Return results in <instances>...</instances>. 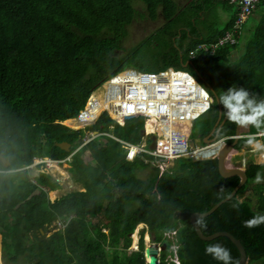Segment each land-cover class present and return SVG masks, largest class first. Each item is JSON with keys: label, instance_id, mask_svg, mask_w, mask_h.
<instances>
[{"label": "trees", "instance_id": "obj_1", "mask_svg": "<svg viewBox=\"0 0 264 264\" xmlns=\"http://www.w3.org/2000/svg\"><path fill=\"white\" fill-rule=\"evenodd\" d=\"M134 1L144 4L149 17L162 16L166 21L163 28L168 26V18L172 19L176 28L168 33L170 42L172 36L180 34V44L186 46L180 56V50L172 45L176 66L163 68L190 72L203 87L208 84L205 88L212 97L233 84L264 96V7L257 14L261 16L244 50L233 55L231 50L239 45L242 26L239 36L233 35L236 42L216 47L209 42L218 41L231 29L239 1L0 0V154L9 160L7 167L0 161L3 264H22L20 257L23 264H146L145 231L152 242L166 244L160 264H175L165 260L173 255L171 245L177 246L180 264H220L204 253L206 244L217 242L229 248L234 259L240 258L228 237L202 240L189 220L193 212L209 210L240 181L238 175L221 176L215 158L180 157L161 172L151 156L148 176L141 180L137 171L146 165L142 155L127 161L120 142L100 136L87 145L92 150L89 161L82 158L86 145L70 160V173L84 191H68L52 203L43 189L57 185L50 174L30 176L28 166L35 155L61 160L78 147L83 129L65 125L82 127L87 123L75 119L63 125L60 121L76 116L98 83L125 68L126 59L113 54L121 43L114 40L110 47L101 45L99 34H104V42L112 41L107 39L113 31L110 27L126 25L127 18L136 12ZM260 3L264 5V0L255 3L249 16ZM232 5L236 9L222 28L207 25L205 31L201 25L204 32L200 30L199 23L206 21L204 15L215 7L227 9ZM191 50H195L193 57ZM217 118L214 105L194 122L193 134L203 139ZM100 121L113 125L115 136L132 142L140 139V118H131L121 126L103 114ZM234 131L235 125L225 121L219 136ZM256 131L251 126L247 134ZM245 138L237 140L236 149H250ZM62 141L70 143L69 152L56 145ZM245 173L247 179L234 196L196 222H207V228L201 230L205 235L221 230L231 233L241 241L248 264H253L264 260V224L248 229L242 221L264 215V164L248 159ZM257 173L262 177L260 183L255 182ZM249 189L251 196H245ZM238 201L242 203L237 211L232 206ZM70 213L74 217L63 230L46 236L54 219ZM139 223L145 225L140 230L139 248L128 251L131 234ZM167 231H175L173 239L164 237Z\"/></svg>", "mask_w": 264, "mask_h": 264}, {"label": "rangeland", "instance_id": "obj_2", "mask_svg": "<svg viewBox=\"0 0 264 264\" xmlns=\"http://www.w3.org/2000/svg\"><path fill=\"white\" fill-rule=\"evenodd\" d=\"M178 1L185 2V0H178ZM133 5L136 8V12H135V14L131 15V18L129 15H127V16H129L127 19H130V20L124 22V23H126L125 26L110 27L113 31L107 37V39L109 37H111L112 41L104 42V34L103 33L99 34V38H100V40H102L101 45H104L106 47H110L115 42L117 44L121 43V46L118 47L113 52V54H115L116 56H119L121 58L126 59V63L128 65L126 64L125 68L129 67V68H136L139 70L148 71V70H158V69L160 70L167 65H171V66L175 67L176 65L173 63V50L174 49H173L172 45L174 47H177L178 50H180V52H179L180 56H181V52L185 51L186 46L183 44H180L181 43L180 42L181 40L179 39L180 34L172 36L171 37L172 42H170V40L168 38V36H169L168 33H170L173 30V26L175 27V24L172 23V19L168 18V21H167L168 26L166 28H163L166 21H164L161 18L162 16L160 17V19H158V18L155 19V18L149 17L148 13L146 12L144 4L140 1H134ZM263 7H264V5L260 3L258 5L257 9L255 10V14L249 16L247 18L246 22L243 24V27H242L243 30H242V33L239 37L240 38L239 39V45L235 46L231 50V53L233 55H236L238 52L241 53L244 50L246 43H247L248 39L250 38L252 31H253L259 17L261 16V15L258 16L257 14L259 13V11ZM235 9H236V7L234 5L229 6L227 9H223V7H215L208 14H206V16L204 15L202 17V19L203 20L206 19V21L204 24L199 23L198 27H200V30L202 32H204V31L202 30L201 25H202V27L205 28V31H206V29L208 30L207 25H210V26L212 25L214 27L222 28L224 26L225 22L232 16ZM210 28L211 27H209V29ZM114 40H115V42H113ZM105 57H106V55H103L101 57L102 60H104ZM138 65H141V66L139 67ZM193 66H196V65H193ZM89 72H92L91 68H89ZM113 75L104 78L102 80V82L98 83L91 90L90 94L88 95V97L85 101L83 108L78 111L76 116L69 117L66 119V121L73 122L75 120V118L78 119L80 116H82V117H86L87 121L89 122L87 125L82 126L84 128H81L84 131V136L82 137V140L79 143L78 147H76L72 152H70L67 156H65L66 159H67V157L71 158L75 152H77L80 148L84 147V145H86L92 138H96V137H100V136H109L113 139H118V140H121L123 142H129V141H127L121 137L113 135V133H112L113 132V125H108V124H105V122H101L100 117H101V115L105 114L110 119H113L116 123H118L121 126H123L125 124V122L127 120H129V118H125V119L116 118V114L113 112L112 108L104 107V106H100V105H96L94 107V110H93L94 112H93L92 116L90 113H87L85 111L86 107L89 104H91V102H90L91 96L102 97V93L104 90L103 87L105 86L106 79L112 77ZM204 85H205V87L208 86L207 83H204ZM134 118H140L142 120V127H141L142 142L141 143L144 144L146 149L153 151L155 149V144H156V141L158 140V136H159V138H161V136L163 135L162 134L163 132L158 131V129L153 125L152 119H150V118H148L146 120L144 118V116H142V115H136V116H134ZM66 121L63 120L60 122L65 123ZM92 125H97L98 128L92 129L91 128ZM66 126H68V125H66ZM145 129L147 130L148 134L145 133ZM155 133H157L158 136ZM150 134L155 135L154 144H153V139H151L149 137ZM251 134H254V133H251ZM246 135H248V134H246ZM228 136H231V135H228ZM219 137L220 136L218 134L217 138H219ZM246 137H248V136H246ZM197 138L198 137L193 133L191 134V131H190L189 139H190V143L192 145L198 146L197 144L199 142H198ZM231 139L234 140L235 138H231ZM262 139L264 140V137ZM202 140L200 141L201 144L203 143ZM215 140H213V141H215ZM228 140H230V139H228ZM227 141L222 146V148L227 144ZM83 142L85 144H83ZM212 142H210V143H212ZM134 144H137V143H134ZM121 145H122V148L125 150V159H127V160L132 159L133 157H135L138 154H142L145 156L142 159L144 160L146 165L144 166L143 169H141V170L138 169L137 175H138V178H143L145 176H148V173L150 171V166H149L147 161L151 160L150 157L154 156V155H152L149 152H139V153H136L132 158H130V157H128V148L126 147V144L121 143ZM202 145L204 146V144H202ZM70 147H71V145L69 143L68 149H64V150L66 152H69ZM157 148H158V145H156V149ZM220 150L216 153V155H209V157L204 158V159H212L213 156L215 159H217ZM207 152H208V149H207ZM239 153H241V151H239L238 154H236V148L232 149L231 152H229L228 159L226 161L229 166H236L237 164L240 163L239 162L240 161ZM82 158L86 162L91 159V156L89 155V152L87 150L82 153ZM259 160L261 161V159H259ZM63 161H66V160L64 159ZM8 162H9V160H8ZM173 162H174V160H167V161H164V163L162 165L164 167L168 168V167L173 165ZM261 162L264 164L263 161H261ZM49 164H52V165H49ZM57 164L58 163L54 162L53 159H51V158H39L36 155L35 156V165H36V168L38 170L34 169L33 164L28 166V169L30 170V176L31 177H33L36 172L39 173V172H41V170L43 168H46L50 171V174H52V177L55 181L63 183L66 180H69L68 182H66L67 184H64L65 186L63 188H60L58 190L55 189L53 191H51V190L48 191V197L52 200H54L55 197L59 195V193L62 194L68 190L70 191L72 189L78 188V185H76L75 183H73L70 180L69 173H68L67 168H66V166H68L67 162H66V164L64 162L61 163L63 166H64V164L66 166H64V169L62 170V172H60V174H58L56 172V169H58L59 166H61V165H60V163L58 165ZM8 165H9V163H8ZM2 166H3V164H2ZM15 170H18V169H11L10 171H15ZM158 170H159V168H158ZM33 171H35V172H33ZM45 189H49V188L45 186ZM263 191H264V186H263ZM245 196H251V189H249L245 192ZM143 227H145V225L140 223L134 229L133 233L131 234V246H130L128 251L138 250L139 240L141 237V231L140 230ZM168 233H170V232H168ZM46 236H48V234H46ZM167 238L170 240L173 239L174 234L167 236ZM143 241H144V248L146 245H148L150 243H154L150 240V235L146 231L143 234ZM156 244L160 248L161 244L160 243H156ZM160 250H159V253H160V256L162 257V254H161L162 250H161V252H160ZM3 251H4V245L1 243V246H0V264H3V260L1 259ZM167 258H170V255H168ZM19 261L22 264L25 263V261L22 257H20ZM145 262H146V259H145ZM253 264H264V260L256 261Z\"/></svg>", "mask_w": 264, "mask_h": 264}, {"label": "built area", "instance_id": "obj_3", "mask_svg": "<svg viewBox=\"0 0 264 264\" xmlns=\"http://www.w3.org/2000/svg\"><path fill=\"white\" fill-rule=\"evenodd\" d=\"M232 1H239L240 4L237 17L231 29L228 32L225 31L224 36L216 42H209L214 47L227 41H234L233 33L235 31L238 33L240 23L251 14L252 8L258 2V0ZM199 47H205V45H199ZM189 55L193 57L195 50H191ZM103 89L102 97L91 96V104L85 109L91 116L96 105L110 107L116 114V118L131 119L136 115H142L146 120L152 119L153 125L158 131L163 132L161 138L155 133L158 140L153 151L146 149L141 142L134 144L119 140L122 144H126L130 158L139 152H149L154 157L164 160L180 157L207 158L209 155H216L228 139L244 136V134L220 136L201 148L191 145L189 139L191 127L196 119L211 109L213 97L190 72L184 69L166 67L157 71H144L127 67L106 79ZM77 120L89 123L86 117L80 116ZM261 132L247 136H262ZM145 133L148 134L146 129ZM156 145H158L157 149ZM211 148H215L214 152L206 154L205 151ZM259 159L264 162V151L259 153ZM53 161L60 163L61 166L56 169V172L60 174L64 169L61 162L64 161ZM160 168L162 169L161 165ZM168 232L164 233L166 238L171 234L175 235V231ZM170 249L173 255H170V258H165L166 263L179 264L176 257L177 246L171 245ZM159 263L160 260H158Z\"/></svg>", "mask_w": 264, "mask_h": 264}, {"label": "clouds", "instance_id": "obj_4", "mask_svg": "<svg viewBox=\"0 0 264 264\" xmlns=\"http://www.w3.org/2000/svg\"><path fill=\"white\" fill-rule=\"evenodd\" d=\"M216 102L222 105L223 111L221 114L229 123L241 128L252 126L258 130L264 129V96L259 93L233 84L216 97ZM261 135H264V132H261ZM245 139L255 150L264 148V144L260 143L255 135L248 136ZM261 181L262 177L260 173H257L255 182L260 183ZM240 203L242 202L238 201L232 207L238 211ZM261 224H264V215L260 214L242 221V226L248 229L259 227ZM197 225L201 230L207 228V222L202 219L197 221ZM204 253L211 256L213 260L220 262V264H239V260L232 257L231 250L219 242L206 244Z\"/></svg>", "mask_w": 264, "mask_h": 264}, {"label": "water", "instance_id": "obj_5", "mask_svg": "<svg viewBox=\"0 0 264 264\" xmlns=\"http://www.w3.org/2000/svg\"><path fill=\"white\" fill-rule=\"evenodd\" d=\"M224 121H225L224 118H222V120H221V114H220L218 117V120L214 124L210 133L203 139V141L204 142H211V141L215 140L218 137V134L220 132V129H221ZM238 131H241V127L237 126L236 132L239 134ZM149 137L151 139H153V144H154L155 135L150 134ZM236 142H237L236 138L232 142H227V144L220 150L218 157H217V162H218V170H219V173L221 174V176L229 177L232 175H238L240 177L239 183L233 188V190L226 197H224L223 199H221L220 201L215 203L209 210H207L205 212H193L190 215L189 220H190V223L192 224V226L194 227L196 234L202 240H211V239L218 237V236L228 237L234 243V245L236 246V248L239 251V254H240L239 264H248L245 249H244V247H243V245L239 239H237L231 233L224 231V230L216 231L210 235H205L201 231V229L198 227L197 222H196L197 218H201V217H204V216L211 214L218 206H220L222 203H224L225 201H227L231 197H233L234 194L236 193V191L245 183V181L247 179L245 169L243 167H241V165L228 167L227 163H226L228 154L234 148ZM56 145H58L59 147H61L63 149H68V147H69V143H67V142H58V143H56ZM0 161L2 162L3 166H5V167L9 163L8 159H6L1 154H0ZM165 247H166L165 243H162L160 245V248L157 246L156 243H150V244L146 245L144 248V257L146 259V264H158L159 250L160 249L164 250Z\"/></svg>", "mask_w": 264, "mask_h": 264}, {"label": "crops", "instance_id": "obj_6", "mask_svg": "<svg viewBox=\"0 0 264 264\" xmlns=\"http://www.w3.org/2000/svg\"><path fill=\"white\" fill-rule=\"evenodd\" d=\"M249 16V15H248ZM246 20H247V18H245L241 23H240V26H242L243 27V24L246 22ZM239 26V27H240ZM229 30V29H228ZM228 30H226V32H228ZM226 32H223L222 34H224V33H226ZM242 33V29H240V33L239 34H241ZM221 34V35H222ZM239 34L235 31L234 33H233V35H235V36H239ZM225 35V34H224ZM232 39L234 40V42H236V40L232 37ZM214 98H213V104H212V107L215 105L216 107H217V111H218V117H219V115L221 114V112L223 111L222 110V106L219 104V103H217L216 102V95H214L213 96ZM222 118H223V116H222V114H221V120H222ZM197 120V119H196ZM195 120V121H196ZM217 120H218V118H217ZM216 120V121H217ZM66 121V120H65ZM194 121V122H195ZM226 121V120H225ZM224 121V122H225ZM216 123V122H215ZM194 124V123H193ZM224 124V123H223ZM63 125H64V123H63ZM66 126V125H65ZM67 127H69L70 129H73V130H79V129H81V128H84V127H77V126H72V125H68ZM236 125H235V131H234V135H236V134H238L237 132H236ZM250 127L251 126H249V127H247V128H241V131H238L239 132V134L241 135H243L244 134V136H240V137H238L237 138V140L239 139V138H244V137H246L247 135V133L249 132V130H250ZM192 128H193V125H192V127H191V134L193 133V130H192ZM213 128V127H212ZM211 131V130H210ZM261 131H264V129H257V131L255 132V134L256 133H259V132H261ZM210 133V132H209ZM208 133V134H209ZM142 133H141V129H140V139L138 140V141H136V142H132V141H130V140H128V139H126V138H123V139H125V140H127V141H129L130 143H139V142H142V135H141ZM233 134H231V135H233ZM196 135V134H195ZM197 136V135H196ZM199 139H201L202 140V138L201 137H199V136H197ZM257 137V140L260 142V143H262V144H264V140L262 139L263 137H264V135H262V136H256ZM205 138V137H204ZM260 138V139H259ZM92 140H95V138H92L89 142H91ZM114 140H116V141H118V142H120L118 139H114ZM234 141V140H233ZM62 142H66V141H62ZM89 142L86 144V147H85V150L84 151H88L89 152V155H91L92 154V150H91V148L89 147V146H87L88 144H89ZM202 144H208V143H210V142H204L203 140H202ZM212 142V141H211ZM121 143V142H120ZM83 144H85L84 142H83ZM148 144V143H147ZM151 145V144H150ZM192 145V144H191ZM85 146V145H84ZM193 147H197V146H194V145H192ZM121 147H122V145H121ZM61 148V147H60ZM83 148V147H82ZM61 149H63V148H61ZM233 149H235V146H234V148ZM64 150V149H63ZM65 151V150H64ZM239 151H241V153H239V158H240V163L239 164H237V165H241V167H243L244 169H245V162L248 160V159H253L254 160V162H256V163H258V164H263L260 160H259V153L260 152H263L264 150H263V148L262 149H259V150H255L252 146H250V149H248V150H244V149H236V154H238V152ZM140 155H142V154H138V155H136L135 157H133L132 159H129V160H127V161H132L134 158H136V157H138V156H140ZM241 155V156H240ZM36 156V155H35ZM35 156H34V162L32 163L33 164V166H34V169L36 168V165H35ZM39 158H49L48 156H40V155H37ZM143 157H145L144 155H142V158ZM154 157V156H153ZM52 158V157H51ZM156 159H153V165L154 166H156V167H158L159 168V170L162 172L164 169H166L167 167H164L162 164L164 163V161H167V160H164V159H162V158H159V157H155ZM213 158H214V156H213ZM66 160V161H64V163L66 164V162H67V164H68V166H66L65 164H64V166H66V168H67V171H68V173H69V177H70V180L73 182V183H75L76 185H78V183L77 182H75L74 181V179H73V177H72V175H71V173H70V166H71V164H70V160H71V158H69V157H67V159L65 158V156H64V158H62L61 160ZM177 159V158H176ZM176 159H171V160H176ZM192 159H194V160H202V159H204V158H192ZM227 159H228V157H227ZM227 161V160H226ZM62 163V162H61ZM227 163V162H226ZM31 164V165H32ZM160 165L162 166V169L160 168ZM64 166H63V168H64ZM227 166L228 167H231V166H229L228 164H227ZM37 170V169H36ZM33 172H35V171H33ZM41 172H44V173H49L50 174V171L48 170V169H46V168H43L42 170H41ZM41 172H39V173H41ZM36 175H38V172H36L35 173V175L33 176V177H35ZM159 175H160V173H159ZM50 176L52 177V174H50ZM32 177V178H33ZM53 178V177H52ZM147 178V176H145V177H143V178H140L141 180L142 179H146ZM69 180H66L65 182H63V183H61V182H57V181H55L54 180V182H56L57 183V185L55 186H53V187H50V186H48V188L49 189H45V187H43V189L46 191V196H47V198L49 199V201L50 202H52V203H55V201L56 200H58L60 197H62L63 195H65L68 191H66V192H64V193H62V194H60L59 193V195L58 196H56L55 197V199L54 200H52V199H50L49 197H48V191H53V190H58V189H60V188H63L65 185L64 184H67L66 182H68ZM76 189H78L79 191H84L85 190V188L84 187H80L79 185H78V188H76ZM72 190H75V189H72ZM72 190H70V191H72ZM74 217V213H70V214H68L65 218H62L61 216H58L56 219H54L49 225H48V231H47V234L49 235L51 232H53V231H57V230H63L64 228H65V226L67 225V223L72 219ZM140 224V223H139ZM143 224V223H142ZM106 231V230H105ZM1 237V236H0ZM1 239H0V246H1ZM130 248V247H129ZM170 255V254H169ZM168 256V255H167ZM176 257H177V254H176ZM177 259H178V257H177ZM158 260H160V263H161V257H160V253H159V255H158ZM178 262H179V259H178ZM159 263V264H160ZM174 263V262H173ZM179 264H180V262H179Z\"/></svg>", "mask_w": 264, "mask_h": 264}, {"label": "bare ground", "instance_id": "obj_7", "mask_svg": "<svg viewBox=\"0 0 264 264\" xmlns=\"http://www.w3.org/2000/svg\"><path fill=\"white\" fill-rule=\"evenodd\" d=\"M197 139H198V138H197ZM200 141H201V140L198 139V142H199V143L197 144V145H198V146H197L198 148L203 147V145L201 144ZM214 150H215V148H211V149H208V152H207V151H205V152H207L206 154H209V153L212 154V153L214 152ZM147 238H148V237H147ZM248 263H249V262H248Z\"/></svg>", "mask_w": 264, "mask_h": 264}]
</instances>
